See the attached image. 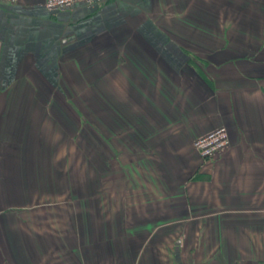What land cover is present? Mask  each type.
Returning <instances> with one entry per match:
<instances>
[{
  "label": "crops",
  "instance_id": "obj_1",
  "mask_svg": "<svg viewBox=\"0 0 264 264\" xmlns=\"http://www.w3.org/2000/svg\"><path fill=\"white\" fill-rule=\"evenodd\" d=\"M72 99L126 193H52ZM221 126L203 161L192 142ZM0 264H264V0L0 2Z\"/></svg>",
  "mask_w": 264,
  "mask_h": 264
},
{
  "label": "rangeland",
  "instance_id": "obj_2",
  "mask_svg": "<svg viewBox=\"0 0 264 264\" xmlns=\"http://www.w3.org/2000/svg\"><path fill=\"white\" fill-rule=\"evenodd\" d=\"M233 15L234 23L228 28L233 31L235 37L236 34H242L246 27L240 24L243 22L240 17L235 16V13ZM256 45L257 42L248 41L247 46L250 51H255ZM58 108L65 114L68 112L67 117H73L74 127H78L79 130L69 135L70 132L65 130L64 122H52V134L58 138L54 145L56 147L52 149L55 150L52 154V193L90 195L126 193L123 182L130 176L128 170H119L121 164L118 159L121 153L116 151L119 145L114 144L113 138L107 137V133L104 143L103 137L101 140L99 138L98 143L97 135L100 131L97 128L96 117L88 114L85 106L78 100L72 99L70 105H59ZM119 140L115 141L118 143ZM117 178H120V184L116 183ZM55 203L58 204V201ZM55 203L49 208L57 211L64 209L55 207ZM44 208L48 207H41Z\"/></svg>",
  "mask_w": 264,
  "mask_h": 264
},
{
  "label": "built area",
  "instance_id": "obj_3",
  "mask_svg": "<svg viewBox=\"0 0 264 264\" xmlns=\"http://www.w3.org/2000/svg\"><path fill=\"white\" fill-rule=\"evenodd\" d=\"M18 0H0L1 3L15 4ZM104 0H44V8L48 12L69 9L75 4L93 5ZM229 147V136L225 127L221 126L212 132L197 137L192 148L203 161H211Z\"/></svg>",
  "mask_w": 264,
  "mask_h": 264
},
{
  "label": "trees",
  "instance_id": "obj_4",
  "mask_svg": "<svg viewBox=\"0 0 264 264\" xmlns=\"http://www.w3.org/2000/svg\"><path fill=\"white\" fill-rule=\"evenodd\" d=\"M232 17H234V16H232Z\"/></svg>",
  "mask_w": 264,
  "mask_h": 264
}]
</instances>
